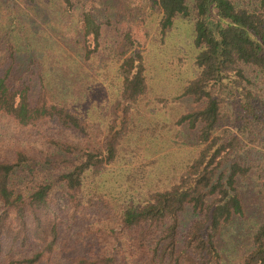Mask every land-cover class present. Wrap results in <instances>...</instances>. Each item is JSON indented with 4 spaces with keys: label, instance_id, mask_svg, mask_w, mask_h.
Listing matches in <instances>:
<instances>
[{
    "label": "trees",
    "instance_id": "16d2710c",
    "mask_svg": "<svg viewBox=\"0 0 264 264\" xmlns=\"http://www.w3.org/2000/svg\"><path fill=\"white\" fill-rule=\"evenodd\" d=\"M62 1L63 10L53 7L50 13L57 22L61 15L72 22L70 0ZM12 2L0 0V7L14 10ZM147 2L161 35L178 20L190 27L194 77L177 97H190L197 107L179 115L176 124L194 131L197 154L162 190L108 202L86 186L104 183V166L116 159L133 105L147 91L143 55L125 33L128 45L114 50L119 88L98 145L47 135L49 149L34 154L11 144L8 155L0 154V264H264V201L247 243L227 258L221 241L223 229L244 215L240 186L252 168L264 177V0ZM76 21L79 55L88 60L98 48L100 26L85 10ZM3 27L9 63L0 71V121L86 135L88 120L53 102L41 77L34 98L29 80L13 78L14 57L25 49L15 46L14 32L22 27L18 14L10 12ZM38 47L22 52L26 68L50 72L52 49ZM56 57L68 64L60 61L61 53ZM90 174L97 175L90 180ZM105 238L110 247L102 249Z\"/></svg>",
    "mask_w": 264,
    "mask_h": 264
},
{
    "label": "rangeland",
    "instance_id": "374dc122",
    "mask_svg": "<svg viewBox=\"0 0 264 264\" xmlns=\"http://www.w3.org/2000/svg\"><path fill=\"white\" fill-rule=\"evenodd\" d=\"M10 5L14 10L9 12L0 7V71L9 63L4 49L3 25L8 14L14 11L22 23V27L14 32L16 48H51L52 51L47 52L52 70L42 74L34 65L27 69V53H22L23 49L14 57L11 75L16 80L23 77L30 81L32 98L40 89L38 79L41 77L46 95L88 120L90 127L82 136L49 126L37 132L33 128L22 129L0 121V154L8 155L9 151L5 150H10L11 144L25 147L34 154L49 149L51 144L45 139L47 135L54 140H66L89 148L98 145L110 117L111 102L119 88L113 76L117 62L114 50L126 48L128 44L123 38L127 33L135 39L137 45H134L143 55L147 91L133 105L129 123L117 144L116 159L104 166V183L92 182L86 186L113 202L126 193L162 190L172 185L199 149L194 131L187 129L185 123L176 124L179 115L197 107L192 98L177 97L186 82L194 77V51L188 24L178 20L161 35L156 29L157 16L149 9L147 0H70L69 20L72 22L63 21L62 15L57 16V22L50 13L53 7L59 8V12L63 10L62 0H13ZM82 10L92 15L101 33L98 48L88 60L79 55L82 36L76 18ZM59 53L63 56L60 61H67V65L58 63L56 55ZM252 172L248 181L240 186L244 215L224 228L221 234L227 258L233 251H238L243 242L247 243L251 230L260 221L264 177H260L262 172L255 168ZM96 175L90 174V180ZM126 234L118 235L125 238ZM104 242L102 249L110 247L109 240L105 238Z\"/></svg>",
    "mask_w": 264,
    "mask_h": 264
}]
</instances>
